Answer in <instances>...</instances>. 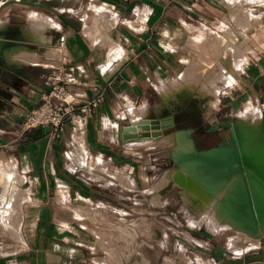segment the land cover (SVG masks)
<instances>
[{"label":"crops","instance_id":"crops-1","mask_svg":"<svg viewBox=\"0 0 264 264\" xmlns=\"http://www.w3.org/2000/svg\"><path fill=\"white\" fill-rule=\"evenodd\" d=\"M3 3L8 10L20 5L15 18L0 21L23 26L26 39L4 52L5 61L17 67L0 68V264H134L133 229L137 225L138 231L145 230L152 213H165L170 186L153 190L172 166L161 150L148 146L175 131L195 128L191 121L178 120L166 135L131 137L125 127L143 118L164 120L191 105L198 116L205 108L212 112L214 97L192 91L185 98L164 99L163 91L173 80L198 78L208 65L223 60L230 37L237 39L242 56V0ZM96 6L101 16L94 23ZM247 9L253 31L264 32V1L254 0ZM32 14L42 22L30 24ZM103 15L110 23H103ZM212 33L222 55L215 60L205 55ZM241 56L237 61L242 69ZM58 68L72 78V91L86 97L101 94L102 103L84 124L67 117L59 137H52L48 127L25 129L27 111L50 89ZM235 75V85L222 91L223 84L217 94L216 105L226 112L242 109V98H264V57H255ZM199 98L206 101L199 104ZM182 99L184 105L179 104ZM260 112L264 122V106ZM161 217V230L153 231L158 249L164 248L166 224L172 222ZM148 248L144 264L161 258L154 245ZM251 254L242 253V264L262 263Z\"/></svg>","mask_w":264,"mask_h":264},{"label":"rangeland","instance_id":"rangeland-1","mask_svg":"<svg viewBox=\"0 0 264 264\" xmlns=\"http://www.w3.org/2000/svg\"><path fill=\"white\" fill-rule=\"evenodd\" d=\"M252 2H254V0H242V35H244L240 44L242 47L241 54L243 58L242 69L240 68L233 73L231 72L233 67H230V64H236L238 62L237 55H239V52H237L238 49L236 47L231 50V53H229L230 51L227 52L229 50L228 47L224 52L225 58L223 60L219 59L211 65H208V68H205L204 74L199 75L197 78L198 80L207 76L213 78L210 82H214L216 87L215 91L212 93L214 95L211 96L214 97L211 101V105L214 109L210 113L208 119H205L204 110L202 109L201 115L193 122L195 129L191 134V138L193 140L200 139L202 142V146L198 148H208L213 146L220 139L222 136L221 134H212L206 130L207 127L214 125L215 123L232 125L231 121L235 122L247 118L249 121H253L257 119L258 115L262 118L260 110L264 106V98L257 102L249 101L250 99L244 100L242 98V109L236 110L235 112H226L224 107L216 105L217 94L221 89V86L225 84L222 91H227L235 85L237 81V75L235 74L237 72L243 70L244 66L250 63L255 57H264V32L261 29H258L256 33L253 31V15L251 14L250 9H247ZM15 7H20V5H13V8L8 10V5H5L4 3L0 4V20L4 21V19H2L4 17L15 18V15L20 13ZM97 8V6L96 8H93L94 10L91 16L94 23L95 21H98L97 16H101V14L98 13L99 9L97 10ZM26 14H24V17ZM101 19L104 20L103 23H110L105 20L106 18L104 15ZM235 22L238 21L235 20ZM10 23L13 22L10 21ZM22 23L24 24V22ZM257 27L260 26L258 25ZM216 37L218 36L212 33L210 35V40L205 43V55L211 60L218 59L220 56L222 58L216 40L214 41V38ZM221 40L223 41V38ZM230 41L231 43L236 42L233 37H231ZM223 73L226 75H223ZM243 75L244 74H242V77ZM168 85H171V83ZM179 101L180 105H184L186 100L182 99ZM204 101H206V99L199 98L198 103L201 104ZM208 120L211 121V123H208ZM184 126L186 125L183 124L182 127ZM169 131L170 129L165 130L164 134ZM176 144V138H172L171 140L161 138L157 140L155 144L149 145L148 147H155L156 149L161 150V152L168 157V165L170 164V166H172L171 155L174 152ZM160 146L163 148H160ZM166 147H168V151ZM175 169L176 167H171L162 173L161 176H159L160 179L153 187L154 191H158L161 188L170 185L167 188L168 191L165 193L166 195L164 197L167 202L164 207L165 213H152L150 218L152 221L151 226L147 224L145 230L142 229L138 231L137 225H135V228L133 229L134 232L132 231L135 239L133 245L135 257L133 263L144 264L143 255H149L148 245H154V249L160 251L161 258L156 260L152 259L151 264H162L165 259L168 261L164 264H242V257L245 255L243 254L242 256V253H252L251 256L253 260L258 257L257 259L262 261L261 264H264V234L261 237H256L250 234L241 233L235 228H228L224 226L222 222L213 219V210L211 208L207 209L206 207H202L196 201L188 199L185 196L186 190L179 188L176 183L173 182L172 172ZM12 198L16 201V198H14L13 195L10 196V199ZM158 201L162 202V200ZM163 215H166L167 217L169 216L168 218H171L172 222L166 224L167 229L165 230L166 234H168V240L163 243L164 248L158 249L157 245L154 243L157 237H155L153 233L155 232L158 234L161 230L160 228H157V223L160 220H163L161 217ZM174 223H177L178 227H174ZM146 231L150 235L149 238L143 234L146 233ZM239 242H241V244H239ZM124 249H127L126 245L124 246ZM119 264H121V261H119Z\"/></svg>","mask_w":264,"mask_h":264},{"label":"water","instance_id":"water-1","mask_svg":"<svg viewBox=\"0 0 264 264\" xmlns=\"http://www.w3.org/2000/svg\"><path fill=\"white\" fill-rule=\"evenodd\" d=\"M24 36L23 26L8 27L5 22V28L0 33V45L2 39L24 41ZM2 67L13 69L17 66L3 60L0 47V68ZM175 125L173 117L169 115L164 120L150 117L132 121L125 130L132 132L129 136L139 137L144 135L140 131L146 132V136L157 135ZM224 129L228 130L229 138L208 148H198V144L202 146L201 140L191 138V128L172 133L179 144L187 146V149H179L175 157H172V168L176 166L172 172V180L179 188L208 199L222 185L236 178L231 188L221 196L220 202L235 224L256 232L264 225V202L257 196L252 181H258L264 188V162L255 158L253 151L247 153L241 149L239 127L215 123L206 130L213 133ZM262 135L264 136V130Z\"/></svg>","mask_w":264,"mask_h":264},{"label":"bare ground","instance_id":"bare-ground-1","mask_svg":"<svg viewBox=\"0 0 264 264\" xmlns=\"http://www.w3.org/2000/svg\"><path fill=\"white\" fill-rule=\"evenodd\" d=\"M41 18L38 15L32 14L31 17L29 18V23L30 24H37L38 21ZM42 22V21H41ZM50 22V21H49ZM47 23V22H46ZM45 23V24H46ZM5 28V22L0 21V33L4 30ZM24 28V27H23ZM44 28V27H43ZM28 29L26 28V31ZM26 33V32H25ZM38 33V32H37ZM243 33V32H242ZM37 37V36H36ZM39 37V36H38ZM244 37V35H242V38ZM34 38V37H33ZM43 38V37H41ZM26 39V38H25ZM231 39V37H230ZM229 39V40H230ZM35 40H37L35 38ZM228 40V39H227ZM243 40V39H242ZM237 41V39H236ZM22 41H16V40H5L2 39L1 41V53H2V57L3 60L4 59V52L9 49L8 46L11 47V45H14L16 43H21ZM40 42V41H39ZM241 43V42H240ZM239 44V43H238ZM243 44V43H242ZM240 45V44H239ZM30 46V45H29ZM236 48V43L232 42L229 45V50L227 52L231 53V50ZM238 51L240 52V50L238 49ZM237 51V52H238ZM25 52V51H24ZM29 52V51H28ZM27 52V53H28ZM31 52V51H30ZM29 52V53H30ZM239 54V53H238ZM239 56L238 58H240L241 55H237ZM242 57V56H241ZM8 59V58H7ZM243 59V58H242ZM241 59V60H242ZM14 61V60H13ZM24 61V60H23ZM28 61V60H27ZM6 62V61H5ZM243 62V61H242ZM7 63V62H6ZM8 64L10 65H14L8 62ZM241 66V62H237L236 64H230V67H233L231 72H235L237 71V69H240ZM236 67V69H235ZM224 72V71H223ZM214 73V72H213ZM238 73V72H237ZM236 73V74H237ZM223 75H226L223 73ZM213 78L210 77H204L202 79H197V78H193V77H189L188 76H184L182 77L180 80H173V82L171 83V85H168L167 88H165V90L163 91V96L164 99H171L174 97H187L190 92L194 91V92H198L200 93L202 96L204 95H214L212 94L216 87H215V83L214 82H210ZM166 85V84H165ZM162 96V97H163ZM211 102V101H210ZM209 109L205 108L204 111V115L205 118H208L209 116ZM137 121V120H134ZM224 124V123H222ZM231 126L235 127H239V133L241 135L242 141H241V149L245 152H250L253 151L252 154L255 155V158L260 159L262 162H264V136L262 135V131L264 130L263 128V121L260 115H258L256 120L253 121H249V119H245V120H237V121H231ZM227 125V124H224ZM139 133H141L143 136H146L144 131H140ZM168 134V133H167ZM166 135V134H165ZM166 139L171 140L172 138H175V135L170 133L166 136H163ZM164 138V139H165ZM179 149H187L186 145H181L177 142L176 147L174 149V152L172 153V157H175L177 151ZM176 167V166H174ZM169 177V176H168ZM236 178L231 179L229 182H227L226 184L222 185L219 190L214 194L211 195L208 199H202L200 197H198L197 195H195L194 193L190 192V191H185V196L193 201H196L198 204H200L202 207H206L207 209L211 208L213 210V216L216 221H220L222 222V224L226 227H233L236 230H238L241 233H245V234H250L256 237H261L264 234V225L261 226L259 228L258 231L256 232H252L246 229H243L242 227L238 226L237 224H235L228 216L227 212L225 211L223 205L220 202V198L221 196L228 190L231 188V186L233 185L234 181ZM252 186L254 188V190L257 192V196L259 197V199L264 202V188L261 187V185L258 183V181L253 180L252 181ZM184 196V197H185ZM192 203V202H191ZM194 204V203H193ZM194 207V206H193ZM205 208V209H206ZM239 244H241V242H239Z\"/></svg>","mask_w":264,"mask_h":264},{"label":"built area","instance_id":"built-area-1","mask_svg":"<svg viewBox=\"0 0 264 264\" xmlns=\"http://www.w3.org/2000/svg\"><path fill=\"white\" fill-rule=\"evenodd\" d=\"M214 22L218 18H213ZM72 78L67 77L64 68H58L51 76V86L42 94L37 106L29 109L25 115L23 126L48 127L52 137H59L69 117L72 123H86L90 113L102 103L103 96L86 97L69 88Z\"/></svg>","mask_w":264,"mask_h":264},{"label":"flooded vegetation","instance_id":"flooded-vegetation-1","mask_svg":"<svg viewBox=\"0 0 264 264\" xmlns=\"http://www.w3.org/2000/svg\"><path fill=\"white\" fill-rule=\"evenodd\" d=\"M198 117L199 116L197 115V110L194 108L193 105H191V106H187L185 108L176 109L174 116H173V119H174V121L182 120L184 122H189V121L194 122L198 119ZM209 133H212V132L209 131ZM212 134H221L222 135L220 137V139L216 142V144L213 146H216L219 142H222L223 139L227 140L229 138V134H228L227 129H224L222 131H216V132H213ZM201 144H202V142H201ZM198 147H200V144H198ZM210 147H212V146H210Z\"/></svg>","mask_w":264,"mask_h":264}]
</instances>
